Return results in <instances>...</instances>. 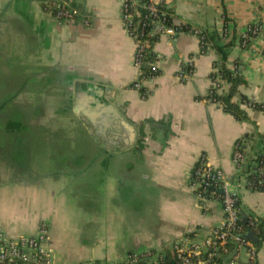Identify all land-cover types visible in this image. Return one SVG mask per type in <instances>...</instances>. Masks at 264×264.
Instances as JSON below:
<instances>
[{
  "label": "crops",
  "instance_id": "obj_1",
  "mask_svg": "<svg viewBox=\"0 0 264 264\" xmlns=\"http://www.w3.org/2000/svg\"><path fill=\"white\" fill-rule=\"evenodd\" d=\"M58 1L72 20L55 19L41 0H0V105L7 108L0 119L13 121L16 103L41 126L22 134L27 148L18 172L15 133L0 128V229L18 238L45 223L53 264L120 263L188 235L203 241L223 213L217 201L199 207L189 173L204 157L233 180V146L244 142L250 155L260 148L264 113L243 107L248 120L239 122L207 102L213 49L202 53L196 35L171 38L158 25L152 48L161 74L143 82L149 93L143 98L132 87L135 42L124 29L120 0ZM165 6L199 29L221 32L225 19L236 42L227 66L238 65L244 79L239 96L264 102V33L248 47L239 43L247 26H264V0ZM188 61L193 72L181 81ZM236 192L241 213L264 218V192L243 186ZM251 244L253 260L243 250L215 264H264V242Z\"/></svg>",
  "mask_w": 264,
  "mask_h": 264
},
{
  "label": "built area",
  "instance_id": "obj_2",
  "mask_svg": "<svg viewBox=\"0 0 264 264\" xmlns=\"http://www.w3.org/2000/svg\"><path fill=\"white\" fill-rule=\"evenodd\" d=\"M44 3V9L51 12L57 20L70 21L73 14L58 0H41ZM171 0H162L161 3H153L149 0L146 8L152 13L157 12L159 4L169 5ZM138 0H120L121 19L124 29L135 42V52L133 56V64L138 71V79L135 81V88L140 87L139 75L141 74V63L143 52L145 49H151V44L143 41L142 24L137 28L132 27V20L137 14ZM154 25L160 27L161 33L169 37L177 34L176 27H167L163 20H157ZM88 25V22H85ZM264 30V26L257 23L246 27L241 34V46L246 47L247 40L250 35H259ZM159 57H155L153 66L158 69ZM193 72L191 62L183 63L178 73V78L185 81L191 77ZM153 78L148 79L152 81ZM208 102V100H207ZM240 142H235L232 152V163L236 177L233 180L226 179L224 173L215 167L210 166L204 157H201L193 166L189 173V187L193 191L198 205L201 209L206 208L209 201H217L221 205L223 219L220 224L215 227L210 234L201 242L197 243L190 238H183L173 244L180 264H215V259L222 255H231L232 259L240 257L241 251L248 253V258L253 260L256 251L250 241L246 240L245 232L241 229L242 213L239 207V197L236 189L241 186L246 187L250 191H256L254 182H248L245 174H238L244 167L245 148H240ZM263 154H264V138H263ZM259 185L264 188V181H259ZM215 189V190H213ZM219 193L217 200L212 199ZM48 227L42 224L35 235L22 236L18 238L9 237L0 229V264H53L51 252L47 247ZM232 247V250L230 248ZM138 254H130L126 260L120 263L98 262L93 264H135Z\"/></svg>",
  "mask_w": 264,
  "mask_h": 264
},
{
  "label": "trees",
  "instance_id": "obj_3",
  "mask_svg": "<svg viewBox=\"0 0 264 264\" xmlns=\"http://www.w3.org/2000/svg\"><path fill=\"white\" fill-rule=\"evenodd\" d=\"M149 0H138L137 14L132 20V27L137 28L145 24L143 29V36L141 39L147 41L151 44V49L153 44L158 39V34L154 32V25L157 20H163L164 25L167 27H173V20L175 18L173 12L166 8L164 4H159L157 6V12L152 14L146 6H148ZM224 25L221 32L215 29H199L191 24H185L177 28V33L185 32L194 34L198 37L200 48L202 53H207L211 48L213 49L216 60L213 63L214 71L210 75V79L213 86H211L207 92L206 101L215 104L220 107L225 113L231 115L235 120L239 122H245L248 120L247 114L243 107H246L253 111H260L264 113V102H254L246 99L243 96H239V87L244 84V79L239 73V67L235 64V68L232 69L227 66V58L229 56V50L235 45V39L228 34L226 27V20L223 19ZM264 33V30L261 32ZM228 36H230L228 38ZM257 35H250L247 40L246 47H248L253 39ZM232 38V39H231ZM241 40L239 41V43ZM241 44V43H240ZM245 48V47H244ZM156 55L150 51V48L145 49L143 52L142 65L140 67L141 74L139 75L140 87L136 88L141 96L145 98L149 93L148 90L143 86V82L148 81L150 78H156L161 74V70L155 69L153 63L155 61ZM132 87L135 88L134 84ZM220 89V91H219ZM238 98L237 100H235ZM7 108L5 104L0 105V114H4ZM19 113V114H18ZM14 113L15 116L21 117V112ZM5 118L0 119V128L3 129H13L15 133L14 138V149L13 156L15 160H21L22 157L23 144L22 135L26 128H30L25 121L22 122L20 118H14L13 121ZM2 120V121H1ZM263 138L264 134L259 140L260 148L252 153L248 154L247 151L244 153V167L240 170L238 174H245V179L248 182H254L256 191L264 192L263 186L259 185V181H264V154H263ZM239 142V141H238ZM244 142H240V148L243 150ZM16 147V148H15ZM215 190V189H213ZM216 192V191H215ZM219 198V193L216 192V196L212 199L217 200ZM245 222L241 220V229L243 232L252 231L257 238L256 248L264 242V218L253 217L250 214H246ZM188 238H192V235H188ZM232 250V247L230 248ZM229 255H222L215 259V263L221 261L223 257H228ZM135 264H180L179 259L173 246L171 248H165L161 251L150 250L144 253L138 254V259Z\"/></svg>",
  "mask_w": 264,
  "mask_h": 264
},
{
  "label": "rangeland",
  "instance_id": "obj_4",
  "mask_svg": "<svg viewBox=\"0 0 264 264\" xmlns=\"http://www.w3.org/2000/svg\"><path fill=\"white\" fill-rule=\"evenodd\" d=\"M19 110H20V112H21V114H24V115H26V118L25 119H23L22 120V122L23 121H25V123L28 125V126H30V128H26L25 130H27L28 132L27 133H30L31 131H32V129H34V128H39V127H41V126H37V125H35L36 123H35V120H34V118H33V116H28V112L26 111V109H24L23 107H20V106H18L16 103L14 104V112L13 113H18L19 112ZM19 114V113H18ZM31 114V113H30ZM16 118H20L19 116H15ZM33 123H35V124H33ZM26 143L24 144V146H23V151H24V153L22 154V157L26 154ZM14 146H16V145H14ZM16 148V147H15ZM14 149V148H13ZM29 151V150H28ZM27 154H30V155H33L34 154V152H29V153H27ZM21 156L19 157V158H22ZM23 160H25V159H23ZM22 159H21V161L22 162H20L19 160H18V162H16L17 160H15L14 161V164H15V168H14V170H15V172H18L19 170H21L22 168H23V163H25L24 161H23ZM21 167V168H20ZM0 171H2L1 169H0ZM69 264H71V263H69Z\"/></svg>",
  "mask_w": 264,
  "mask_h": 264
},
{
  "label": "water",
  "instance_id": "obj_5",
  "mask_svg": "<svg viewBox=\"0 0 264 264\" xmlns=\"http://www.w3.org/2000/svg\"><path fill=\"white\" fill-rule=\"evenodd\" d=\"M183 25H185L184 21H182L179 18H174V20H173V26L174 27L178 28V27H181ZM241 215H242V218H243V222H245V217H246L245 213H242ZM244 237H245L246 240H248V241H250L252 243H257V238L255 237L253 232L250 231V230L245 233Z\"/></svg>",
  "mask_w": 264,
  "mask_h": 264
}]
</instances>
